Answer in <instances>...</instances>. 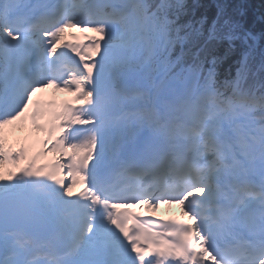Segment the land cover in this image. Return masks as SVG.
<instances>
[{
    "label": "snow or ice",
    "instance_id": "snow-or-ice-1",
    "mask_svg": "<svg viewBox=\"0 0 264 264\" xmlns=\"http://www.w3.org/2000/svg\"><path fill=\"white\" fill-rule=\"evenodd\" d=\"M246 8L0 0V264H264V31ZM77 28L99 36L63 43ZM50 87L81 106L33 99ZM160 203L194 223H139L134 205Z\"/></svg>",
    "mask_w": 264,
    "mask_h": 264
},
{
    "label": "trees",
    "instance_id": "trees-1",
    "mask_svg": "<svg viewBox=\"0 0 264 264\" xmlns=\"http://www.w3.org/2000/svg\"><path fill=\"white\" fill-rule=\"evenodd\" d=\"M203 4L211 5L213 0H201ZM238 3L247 5L246 12L251 22V27L255 29L259 36L264 31V0H236ZM206 12L212 11L211 7L205 9Z\"/></svg>",
    "mask_w": 264,
    "mask_h": 264
},
{
    "label": "bare ground",
    "instance_id": "bare-ground-1",
    "mask_svg": "<svg viewBox=\"0 0 264 264\" xmlns=\"http://www.w3.org/2000/svg\"><path fill=\"white\" fill-rule=\"evenodd\" d=\"M73 93V92H72Z\"/></svg>",
    "mask_w": 264,
    "mask_h": 264
}]
</instances>
